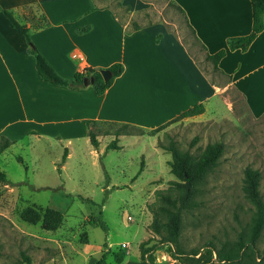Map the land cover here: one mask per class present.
<instances>
[{"label":"rangeland","instance_id":"1","mask_svg":"<svg viewBox=\"0 0 264 264\" xmlns=\"http://www.w3.org/2000/svg\"><path fill=\"white\" fill-rule=\"evenodd\" d=\"M95 2L98 7L112 9L129 29L161 24L180 38L211 81L224 85L225 79L217 75L172 1L139 0L133 9L123 0ZM0 14L4 15L1 10ZM26 15L35 26L42 22L35 5L26 9ZM224 93L232 100V110L223 108L216 113L212 109L205 117H184L154 134L100 122L91 126L99 140L94 147L86 121L80 122L77 114H65L61 119L66 122L59 123L58 130L53 128L37 139L25 136L5 153L1 151L0 170L5 171L6 179L0 180V264H27L24 255L31 264H147L140 258L146 240L147 246L158 244L151 251L154 264H200L190 258L194 251L204 253L210 244L221 248L236 240L248 230L253 216V205L242 190L246 167L259 171L264 199V113L252 114L234 89L227 88ZM115 130L128 136H118L120 148L106 149ZM58 134L68 137L59 138ZM170 140L179 150L189 149L195 156L208 143L220 140L224 144L218 164L198 186L196 206L182 213L175 245L159 243V236L149 227V205L155 200V191L166 189L175 179L168 165L171 155L162 147ZM25 207L41 213L47 208L58 209L64 219L56 230H46L40 223L21 219ZM123 242L128 243L126 248L121 247ZM255 248L259 254L264 250V228ZM120 252L125 256L119 263L115 254ZM248 259L244 264H255Z\"/></svg>","mask_w":264,"mask_h":264},{"label":"crops","instance_id":"2","mask_svg":"<svg viewBox=\"0 0 264 264\" xmlns=\"http://www.w3.org/2000/svg\"><path fill=\"white\" fill-rule=\"evenodd\" d=\"M170 1L181 8L206 55L227 48L228 38L251 31L249 0ZM123 2L132 9L139 4V0ZM32 5L44 14L47 25L34 27L26 15ZM0 6L25 20L35 46L63 76L72 77L85 67L123 65L100 95L87 80L80 88L48 83L36 71L24 36L0 14V138L11 141L2 153L25 136L37 139L58 130L59 123L66 122L61 119L65 114H77L80 122L127 123L149 130L197 103L204 105V112L196 117H205L212 109L229 111L233 104L224 93L227 88L238 93L252 114L264 113V29L246 50L227 49L218 60L215 72L225 79L220 86L204 73L180 38L161 24L129 29L112 9H93L95 0H0ZM81 24L92 27L77 34L75 27Z\"/></svg>","mask_w":264,"mask_h":264},{"label":"trees","instance_id":"3","mask_svg":"<svg viewBox=\"0 0 264 264\" xmlns=\"http://www.w3.org/2000/svg\"><path fill=\"white\" fill-rule=\"evenodd\" d=\"M249 1L252 8L251 31L244 35L228 38L227 48H221L213 54H207L206 58L213 63L214 68L217 67L218 60L225 55L227 49L246 50L256 35L264 29V0ZM96 7L97 6H94L93 9ZM178 9L182 11L180 7ZM0 10L9 20L12 27L16 28L24 36L27 43V50L33 55L36 71L42 80L51 84L70 88H80L87 80L91 83L94 94L100 95L112 84L114 78L121 74L123 65L120 62H114L106 67L110 72V76L107 79H104L101 73L102 68L91 67H85L82 71L74 72L72 77H64L35 46L30 36V26L25 23H20L15 17L12 9L0 6ZM41 15L42 22L36 26L34 25L35 28L47 25L46 17L43 13H41ZM187 26L190 28L188 23ZM91 27L90 24H81L75 27V32L81 34L89 31ZM190 31L194 35L193 30L191 29ZM159 36L160 34L157 35L156 39ZM194 37L196 39L195 35ZM203 112L204 105L202 103H197L182 111L170 121L153 129L147 130L127 123L119 125L122 127H135L139 129L140 134H154L171 122L184 117L198 115ZM96 123L98 122L95 120L86 121L87 135L90 143L94 147L98 146V139L97 132L91 126ZM120 134L125 133L115 130L114 138L108 142L106 149L121 147L118 144V135ZM10 144L11 141L2 136L0 138V151L9 147ZM162 147L171 155L168 160V165L170 173L174 175L175 179L169 182V186L166 189H157L155 191V200L149 205V210L152 213V220L149 227L154 234L159 236V243H170L175 245L181 233L182 213L184 210L196 206L197 203L194 197L198 192V186L203 182L206 175L218 164L219 158L224 151V144L220 140L208 143L198 156L192 154L189 149L179 150L173 140H170L167 145ZM66 157L67 149L65 148L63 160H65ZM142 169L141 167L140 171ZM5 179V171L0 170V180ZM259 180L260 173L257 169L251 167L245 168L242 190L244 196L253 205V216L248 230L229 245H222L221 248H216L213 244H210L207 246L204 253L194 251L190 257L193 261L200 264H244V259L249 257L248 261L252 260L255 264H264V250L259 254L255 248L256 241L264 228V199L260 192ZM20 217L22 220L31 224L40 223L41 227L46 230H56L61 225L64 214L62 211L54 208H47L41 213L33 207H25L22 209ZM99 224L106 229L103 220H100ZM149 239L151 240V238H148V240ZM147 244V240L141 244L140 258L147 264H154L155 258L151 254V251L158 244H152L150 246H147ZM213 253L215 254V258ZM197 254L199 255L195 257ZM124 256V252L115 254V260L120 263ZM24 258L27 264H31L29 256L24 255ZM256 258H259V261H256Z\"/></svg>","mask_w":264,"mask_h":264},{"label":"water","instance_id":"4","mask_svg":"<svg viewBox=\"0 0 264 264\" xmlns=\"http://www.w3.org/2000/svg\"><path fill=\"white\" fill-rule=\"evenodd\" d=\"M101 73H102L104 79H107V78L110 76V72H109V70L106 69V68H102V69H101Z\"/></svg>","mask_w":264,"mask_h":264},{"label":"built area","instance_id":"5","mask_svg":"<svg viewBox=\"0 0 264 264\" xmlns=\"http://www.w3.org/2000/svg\"><path fill=\"white\" fill-rule=\"evenodd\" d=\"M69 55L74 56V51L69 52ZM130 218V217H129ZM122 248H126L128 246V243L123 242L120 244Z\"/></svg>","mask_w":264,"mask_h":264}]
</instances>
